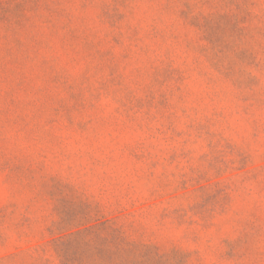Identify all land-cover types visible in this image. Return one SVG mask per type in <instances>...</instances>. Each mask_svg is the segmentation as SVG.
I'll list each match as a JSON object with an SVG mask.
<instances>
[{
  "label": "rangeland",
  "instance_id": "obj_1",
  "mask_svg": "<svg viewBox=\"0 0 264 264\" xmlns=\"http://www.w3.org/2000/svg\"><path fill=\"white\" fill-rule=\"evenodd\" d=\"M0 264H264V0H0Z\"/></svg>",
  "mask_w": 264,
  "mask_h": 264
}]
</instances>
